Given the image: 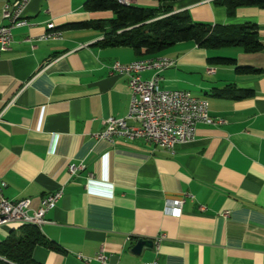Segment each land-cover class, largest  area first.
<instances>
[{
	"label": "crops",
	"instance_id": "0c3cea01",
	"mask_svg": "<svg viewBox=\"0 0 264 264\" xmlns=\"http://www.w3.org/2000/svg\"><path fill=\"white\" fill-rule=\"evenodd\" d=\"M7 1L0 0V24ZM86 1L27 0L21 15L28 24L13 28L0 53V193L28 198L35 208L43 195L62 190L46 222L35 226L58 250L38 243L32 258L101 264L77 255L102 252L121 264H264V7L240 6L229 15L216 0H129L187 11L211 26L255 23L263 44L245 52L183 41L144 56L174 58L160 73V86L207 99L209 115L221 120L197 124L194 138L169 152L141 139L94 138L107 117H123L129 106L128 77L111 72V64L144 57L130 47L95 44L102 33L92 25L113 13L85 10ZM81 21L89 26L64 27ZM49 22L59 39L42 38ZM216 56L234 62L209 60ZM70 163L83 168L71 174ZM184 195L191 196L177 216L172 201ZM20 226L0 225V243ZM141 239L153 246L136 254Z\"/></svg>",
	"mask_w": 264,
	"mask_h": 264
},
{
	"label": "built area",
	"instance_id": "2783aa9c",
	"mask_svg": "<svg viewBox=\"0 0 264 264\" xmlns=\"http://www.w3.org/2000/svg\"><path fill=\"white\" fill-rule=\"evenodd\" d=\"M27 0L7 1L3 5L2 17L6 23L0 24V53L6 51L12 40V30L15 27L27 25L28 22L21 15ZM123 5L130 4L129 0H117ZM47 32L43 39H59L60 32L55 30L52 22L47 23ZM176 60L167 56L144 57L128 63L114 61L111 72L128 77L130 94L127 113L123 117H107L104 128L93 136L95 139H104L113 142L117 137L128 140L153 138V145L172 152L177 144H182L194 138L197 124H215L221 122L209 115L207 99L191 95L189 91L181 89H165L160 86L162 79L160 73L175 64ZM152 71L149 78H143L141 73ZM212 68L207 70L213 72ZM136 123V126L128 122ZM83 168L81 164L70 163L68 171L73 174ZM62 194L61 189L43 195L37 207L30 206L28 198L17 201L9 200L0 193V225L16 223L30 224L41 227L46 222L45 214L52 209ZM172 201L173 212L180 216L181 207L185 197ZM226 215V212L223 213ZM88 263L95 259L101 264H121L110 262L109 257L102 252L93 258L77 255ZM141 264H157L156 261Z\"/></svg>",
	"mask_w": 264,
	"mask_h": 264
},
{
	"label": "trees",
	"instance_id": "16d2710c",
	"mask_svg": "<svg viewBox=\"0 0 264 264\" xmlns=\"http://www.w3.org/2000/svg\"><path fill=\"white\" fill-rule=\"evenodd\" d=\"M13 1V0H12ZM164 0H159L162 2ZM224 6L227 14L232 15L237 7L255 5L264 7V0H216ZM84 9L88 11L110 10L113 17L96 21L92 27L102 33V38L95 44L101 47H130L140 56H154L178 42L193 41L204 49L241 47L245 52H255L263 47L257 35L255 23L236 26H211L208 23L194 22L187 11L170 12L166 7L156 9L142 8L131 4L123 5L117 0H87ZM87 22H71L65 28L81 29L88 27ZM211 62L227 64L233 58L216 56ZM242 69V68H241ZM243 70H246L243 68ZM217 95L223 94L217 92ZM239 94V93H238ZM234 94L235 98L242 94ZM45 242L40 231L30 224L19 227L18 233L11 232L0 243V264H41L32 258V249Z\"/></svg>",
	"mask_w": 264,
	"mask_h": 264
},
{
	"label": "water",
	"instance_id": "95a60500",
	"mask_svg": "<svg viewBox=\"0 0 264 264\" xmlns=\"http://www.w3.org/2000/svg\"><path fill=\"white\" fill-rule=\"evenodd\" d=\"M143 246L152 247L153 246V241H151V240H142L141 239L135 244V246L132 249V251L134 253H136V254H139Z\"/></svg>",
	"mask_w": 264,
	"mask_h": 264
},
{
	"label": "bare ground",
	"instance_id": "6f19581e",
	"mask_svg": "<svg viewBox=\"0 0 264 264\" xmlns=\"http://www.w3.org/2000/svg\"><path fill=\"white\" fill-rule=\"evenodd\" d=\"M145 141L148 143L153 144V138H145Z\"/></svg>",
	"mask_w": 264,
	"mask_h": 264
}]
</instances>
